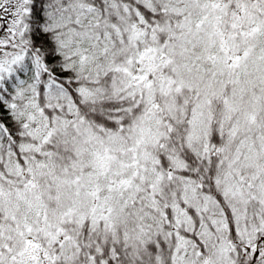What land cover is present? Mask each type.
I'll return each instance as SVG.
<instances>
[{"label": "snow or ice", "instance_id": "6c2138e0", "mask_svg": "<svg viewBox=\"0 0 264 264\" xmlns=\"http://www.w3.org/2000/svg\"><path fill=\"white\" fill-rule=\"evenodd\" d=\"M0 264H264V0H0Z\"/></svg>", "mask_w": 264, "mask_h": 264}]
</instances>
